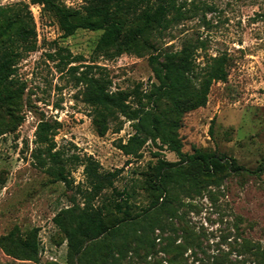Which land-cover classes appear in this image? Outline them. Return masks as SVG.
<instances>
[{
    "label": "rangeland",
    "instance_id": "obj_1",
    "mask_svg": "<svg viewBox=\"0 0 264 264\" xmlns=\"http://www.w3.org/2000/svg\"><path fill=\"white\" fill-rule=\"evenodd\" d=\"M175 4L181 15L158 37L157 51L187 44L197 47L198 70L221 55L228 63L226 80L210 85L205 105L181 116V151H213L231 159L232 167L212 177L185 169L194 179L176 191L177 217H165L168 228L163 239L155 240L156 248L167 242L171 249L177 246L174 264H264V0ZM0 7L24 19L25 46L32 48L21 49L10 76L15 98L0 105V240L17 231L37 244L33 257L21 258L0 242V264H64L67 241L54 217L63 208L83 204L84 156L95 158L102 172H116L118 190L133 189L134 210L152 198L144 182L153 176L152 166L179 158L151 140L139 155L124 154L118 143L133 133L131 121L118 116L100 134L84 101L81 78L86 74L109 81L111 92L130 93L128 100L136 106L134 90L145 92L155 82L147 54L105 57L95 51L101 30L77 29L64 36L32 0H0ZM41 120L53 126L55 148L71 178L68 184L47 173L48 161L42 164L35 156ZM165 257L162 252L146 260L130 254L123 264H169Z\"/></svg>",
    "mask_w": 264,
    "mask_h": 264
},
{
    "label": "trees",
    "instance_id": "obj_2",
    "mask_svg": "<svg viewBox=\"0 0 264 264\" xmlns=\"http://www.w3.org/2000/svg\"><path fill=\"white\" fill-rule=\"evenodd\" d=\"M32 3L39 4L41 11L56 21L64 36L77 29L101 30L95 51L105 57L123 53L148 55L155 82L145 92L134 90L138 94L136 106L128 100L130 93L111 92L109 81L86 74L81 78L84 101L91 107L92 123L100 134L118 116L131 121L133 133L126 142L118 143L124 154L139 155L144 143L151 140L167 146L179 158L175 162L158 160L152 166L153 176L144 180L152 198L148 205L134 210L136 205L130 201L133 189L118 190L113 184L117 173L102 172L95 158L84 156L83 204L63 208L54 217L67 241L64 264H123L130 254L146 260L159 252L166 254L163 260L172 264L177 261V246L176 250L171 249L167 242L156 248L155 240L163 239L168 228L165 217H177L176 191L194 179L185 169L212 177L232 167L231 159L213 151L198 148L190 154L183 153L178 137L181 116L204 106L210 85L226 80V56L212 58L198 70L196 46L184 44L176 51H157L158 37L181 15L175 0H81L74 7L64 0H32ZM171 11L174 14L169 16ZM25 31V21L19 14L0 7V105L16 96L10 88V76L21 49L27 48ZM52 129L48 121L37 124L35 156L42 164L48 161L47 173L68 184L69 171L62 163L61 151L55 148ZM96 198H100V203L94 202ZM0 242L15 257L31 258L37 252L35 238L22 239L17 231L9 232ZM171 250L174 253L169 257Z\"/></svg>",
    "mask_w": 264,
    "mask_h": 264
}]
</instances>
